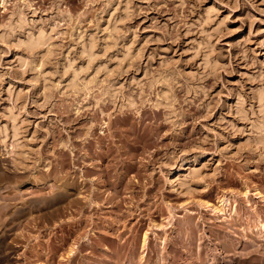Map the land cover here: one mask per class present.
Masks as SVG:
<instances>
[{
	"label": "rangeland",
	"instance_id": "obj_1",
	"mask_svg": "<svg viewBox=\"0 0 264 264\" xmlns=\"http://www.w3.org/2000/svg\"><path fill=\"white\" fill-rule=\"evenodd\" d=\"M187 221L218 264L264 253V0H0V264L140 255L152 224L186 252Z\"/></svg>",
	"mask_w": 264,
	"mask_h": 264
},
{
	"label": "bare ground",
	"instance_id": "obj_2",
	"mask_svg": "<svg viewBox=\"0 0 264 264\" xmlns=\"http://www.w3.org/2000/svg\"><path fill=\"white\" fill-rule=\"evenodd\" d=\"M20 20V19H19ZM21 21V20H20ZM38 32V31H37ZM28 35V34H27ZM27 39V41H26V43L24 44L25 46H26V48L29 50V51H33V50H35V49H38V47L40 46V45H42V44H44V42H45V36H44V34H43V32L41 31V30H39V32L36 34V35H32V34H29L28 35V37L26 38ZM75 85V84H74ZM72 86V85H71ZM72 87H74V86H72ZM263 142V141H262ZM182 168V167H181ZM176 174H178V173H176ZM176 175H174L173 177V180H175L176 179V177H175ZM172 180V181H173ZM171 183V182H170ZM112 200V199H111ZM88 202H90V201H88ZM87 202V203H88ZM94 201H92V202H90L89 204H82V202L79 200V199H76V201H75V206H76V211L78 212V213H81V214H83V212H87V210H88V212L89 211H93V210H95V208L97 207V205H95V204H97V203H93ZM91 203H93V204H91ZM222 204L220 205V207H219V209H218V211L219 212H221L222 211V208H223V205H224V201H222L221 202ZM94 205V206H93ZM110 205V204H109ZM207 205V204H206ZM208 206V205H207ZM224 210V209H223ZM95 212V211H94ZM169 213H170V211H169ZM235 215V214H234ZM137 217V216H136ZM122 218V217H121ZM190 219V218H189ZM78 220H79V218H78ZM183 220V219H182ZM257 220V219H256ZM85 222V223H84ZM86 222H87V226L88 225H92L93 224V221L91 220V219H88V220H86V221H82V220H79L78 222H77V226H76V230H75V232H78V230H81L82 228L83 229H85L86 228ZM92 222V223H91ZM259 222V221H258ZM83 223L85 224V225H83ZM89 223V224H88ZM152 223V222H151ZM259 224H261V223H259ZM75 225H76V223H75ZM94 225H95V223H94ZM184 225H186V224H184ZM187 225L189 226V228L188 229H190V223H189V221H187ZM110 226V225H109ZM188 226H186V228L188 227ZM242 226V225H241ZM253 226V225H252ZM98 227V226H97ZM102 227V226H101ZM152 229H153V231H155V232H153V233H151L152 235H153V237H152V239H153V242H155V244L153 243V245H154V247L153 248H156L155 250H152V252L154 253V252H156V257H157V261H158V263H162V264H175L176 262L177 263H180V264H184L185 262H187V261H190V264H218V263H220L221 262V259L224 261V262H227V261H231L232 263L236 260L237 261V263H239V262H241V261H239V260H237L236 259V257H233V258H235L234 259V261H233V258L232 259H230V260H225V258H227L228 257V252L230 251V250H233V253H231V255L233 254H235L236 255V252H235V249H234V244L232 243V242H230L229 240H230V235H224V238L226 239H221V238H219V239H221V240H223V243H221L222 244V246H223V244H224V241H226V243L224 244V246L222 247L221 246V253H220V255L221 254H223L222 256H218L216 253H213V251H209L208 249H205V248H203V246H202V244L201 243H198V244H196V242H195V240H196V238H195V234H194V230H186L187 231V238L185 237V239H186V242H188V246L189 247H187L188 248V250H186V252H179V253H177V251H174V253L173 254H169L168 252H167V250H166V247H167V245H169L168 244V240H167V238L166 237H163V238H159V236L160 235H158V234H156L158 231H160L162 228H164L162 225H156V224H152V226H150ZM167 227V226H166ZM171 227V226H170ZM198 227V226H197ZM201 227V226H200ZM105 228H109L107 225L105 226ZM243 228V227H242ZM247 228V227H246ZM248 228H249V226H248ZM247 228V229H248ZM252 228V227H251ZM257 228H260L259 230H264V227L262 226V225H259ZM150 229V228H149ZM198 229V228H197ZM165 230V229H164ZM240 230H241V228H240ZM252 230H254V229H252ZM230 231H232V230H230ZM244 231H246L245 230V228H244ZM248 231V230H247ZM179 232V231H178ZM199 232V231H198ZM249 232V231H248ZM148 233V232H147ZM164 233V232H163ZM162 233V234H163ZM184 233H185V231H184ZM231 233V232H230ZM242 233H244V232H242ZM105 235H106V233H104ZM114 234V233H113ZM146 234V233H145ZM144 234V236L142 237V239L140 240V242H139V244H140V255L138 254H136L137 252H136V250H137V246H138V238L135 236V235H133V236H131V237H129L128 236V238L127 239H125V241H123L122 243L120 242L119 243V245H117L118 247H117V251H115V250H113V252L110 254V255H108L107 254V251H109V249L110 248H108V246H106V244H103V245H105V246H103V249L102 250H100L101 251V253L103 254V257H102V259L99 261V262H97V261H89V263H87V264H99V263H101V264H146V263H148V261H149V255H148V251L150 250L149 249V243H150V240H152V239H150V236H148L147 234L145 235ZM177 234V233H176ZM179 234V233H178ZM231 234H233V233H231ZM119 235V234H118ZM213 235V234H212ZM236 235V234H235ZM182 236V235H181ZM217 236H219V235H216V237ZM221 236H223L222 234H221ZM114 238H113V240H115L117 243H115L113 240H111L110 238V240H108V241H113V243H115V245L116 244H118V241L119 240H121L120 238V236H113ZM216 237H214L215 239H216ZM262 237V236H261ZM78 238V237H77ZM79 238H81L80 236H79ZM241 238H243V237H241ZM177 239H178V237H177ZM263 239V238H262ZM77 240H80V239H77ZM206 240V239H205ZM243 240V239H242ZM176 241V240H175ZM220 241V240H219ZM218 241V242H219ZM231 244H229L228 242ZM244 241H246V240H244ZM86 244H88L89 246H91L90 247V249H89V252H90V254L92 253V254H96V251H98L97 250V247L99 246L98 244L99 243H97V247H96V243H94L95 245H93V244H91L92 242H90L89 243V240L87 239L86 241ZM100 242V241H99ZM104 242V241H103ZM185 241H184V243H186ZM214 242V241H213ZM106 243H108L107 241H106ZM112 242H111V244H113ZM178 243H179V241H178ZM243 243V242H242ZM250 242H244V248L242 249L243 251H244V249H247V248H249L250 246H254L253 244H249ZM101 244V243H100ZM182 244V243H181ZM218 244V243H217ZM216 245V244H215ZM215 245H214V247H215ZM229 245L231 246V248L229 249ZM151 246V245H150ZM170 246V245H169ZM100 247V246H99ZM113 247V246H112ZM174 247V246H173ZM207 247V246H206ZM220 247V246H219ZM87 248V247H86ZM86 248H78V253H80L83 249H86ZM114 248H115V246H114ZM215 248H217V247H215ZM233 248V249H232ZM255 248V247H254ZM252 249V251H248V252H245L244 251V253H240V255H238L239 256V258H243V256H244V264H264V253L262 252L261 253V251H259L258 249ZM116 249V248H115ZM175 249V248H174ZM111 251H112V248L110 249ZM212 250H215V249H212ZM250 250V249H249ZM254 250V251H253ZM72 251L73 250H69V256H70V254L72 253ZM162 253H161V252ZM217 250H215L214 252H216ZM164 252V253H163ZM170 252H171V250H170ZM232 252V251H231ZM75 253V252H74ZM172 253V252H171ZM227 254V255H226ZM255 254H257V255H255ZM258 254H260L261 256H258ZM98 255H100V253L98 254ZM225 255V256H224ZM68 256V257H69ZM140 256V257H139ZM73 255H72V257L69 259L70 261L72 260L73 261ZM254 257V258H253ZM239 261V262H238ZM242 262H243V260H242ZM256 262V263H255ZM228 263V262H227ZM241 264H243V263H241Z\"/></svg>",
	"mask_w": 264,
	"mask_h": 264
}]
</instances>
